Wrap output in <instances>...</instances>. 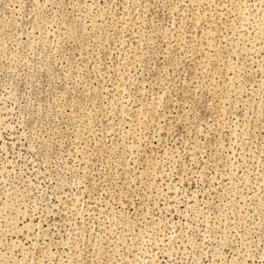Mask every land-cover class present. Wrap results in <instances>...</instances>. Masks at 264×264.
<instances>
[{"label": "rangeland", "instance_id": "obj_1", "mask_svg": "<svg viewBox=\"0 0 264 264\" xmlns=\"http://www.w3.org/2000/svg\"><path fill=\"white\" fill-rule=\"evenodd\" d=\"M0 264H264V0H0Z\"/></svg>", "mask_w": 264, "mask_h": 264}]
</instances>
